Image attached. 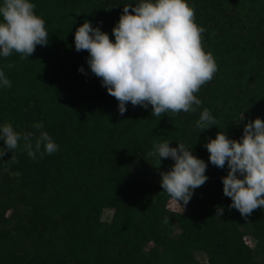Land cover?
<instances>
[{
  "label": "trees",
  "instance_id": "16d2710c",
  "mask_svg": "<svg viewBox=\"0 0 264 264\" xmlns=\"http://www.w3.org/2000/svg\"><path fill=\"white\" fill-rule=\"evenodd\" d=\"M30 2L48 43L29 57L0 55L11 82L0 86V129L11 124L21 137L33 133V147L47 132L58 150L41 156L42 145L33 159L21 138L14 159L11 150L0 155V264H264V206L247 218L230 207L222 180L230 169L227 162L213 165L205 146L219 132L240 141L249 122L264 120V0H186L217 71L194 93L201 101L194 112L159 117L151 105L131 102L121 115L119 101L90 69V53L75 48L85 21L114 43L124 6L143 0ZM205 109L217 123L202 131L196 122ZM165 142L184 144L207 165L208 179L185 213L169 207L162 175L148 181L131 168L138 154ZM6 147L0 136V153ZM174 164L170 159L163 173ZM108 209L113 216L104 221ZM175 227L180 233L173 236ZM196 251L207 261H196Z\"/></svg>",
  "mask_w": 264,
  "mask_h": 264
},
{
  "label": "clouds",
  "instance_id": "9594fccd",
  "mask_svg": "<svg viewBox=\"0 0 264 264\" xmlns=\"http://www.w3.org/2000/svg\"><path fill=\"white\" fill-rule=\"evenodd\" d=\"M34 7L30 0H4L0 6L3 17L0 55L3 57L10 56L13 51L22 54V58L29 57L37 45L48 43L45 22L34 14ZM203 31L195 23V12L186 0H143L136 6H124L113 29L114 43L107 33L85 21L75 32V48L90 53V69L102 79L108 94L119 101L121 115L127 110L126 104L131 102L133 106L145 108L151 105L152 115L159 117L169 111L173 114L194 112L193 105L201 104L194 93L217 71L214 58L202 48ZM80 71L84 72L83 67ZM0 86L11 87L3 71H0ZM216 123L205 109L196 126L204 131ZM42 127V123L35 125L37 130ZM33 135L28 133L21 137L11 124L4 125L0 136L7 147L0 155L8 150L13 152L21 138L33 159L42 145L41 156L58 150L47 132L40 133L33 147ZM205 146L213 165L224 168L227 162L230 169L222 178L224 195L232 199L230 207L247 218L255 209L264 206V120L257 118L249 122L240 141L219 132ZM155 150L159 159L170 157L175 161L170 171L161 174L163 191L172 200L187 205L194 190L208 179L206 163L186 150L184 144L173 148L165 142L157 144ZM14 158L13 152L11 159ZM238 174L243 179L238 178ZM222 211L221 208L217 215Z\"/></svg>",
  "mask_w": 264,
  "mask_h": 264
},
{
  "label": "rangeland",
  "instance_id": "374dc122",
  "mask_svg": "<svg viewBox=\"0 0 264 264\" xmlns=\"http://www.w3.org/2000/svg\"><path fill=\"white\" fill-rule=\"evenodd\" d=\"M246 110V109H245ZM244 111H242L240 118L244 117ZM172 158H160L158 156V153L154 149L153 151L149 152L147 155L138 154L137 157L134 159V161L131 164V168L134 172L140 174V176L144 179H147L148 181H156L160 175L166 170L168 166V162ZM169 207L175 211H178L180 213H185L188 210V205L178 203L177 201L172 200L169 203ZM113 216L112 210H105L102 216V219L104 221H111ZM180 233V230L175 227L172 235H178ZM244 240L248 246H251L252 248L255 247L256 242L250 237L245 236ZM152 246V245H151ZM194 258L196 261L199 262H206L208 259V256L205 252L202 251H196L194 253Z\"/></svg>",
  "mask_w": 264,
  "mask_h": 264
}]
</instances>
